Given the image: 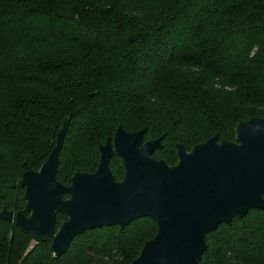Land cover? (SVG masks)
<instances>
[{"label": "trees", "instance_id": "16d2710c", "mask_svg": "<svg viewBox=\"0 0 264 264\" xmlns=\"http://www.w3.org/2000/svg\"><path fill=\"white\" fill-rule=\"evenodd\" d=\"M250 118L264 119V0H0V211H23L21 177L39 171L64 120L56 180L69 186L96 171L118 127L165 135L153 157L173 166L176 144L234 142ZM109 169L123 179L121 159ZM151 230L145 218L86 231L54 259L49 242L0 220V264H131ZM205 241L199 264H264V212Z\"/></svg>", "mask_w": 264, "mask_h": 264}, {"label": "water", "instance_id": "95a60500", "mask_svg": "<svg viewBox=\"0 0 264 264\" xmlns=\"http://www.w3.org/2000/svg\"><path fill=\"white\" fill-rule=\"evenodd\" d=\"M67 129L64 120L39 171L23 173V211H0V220L13 223L33 245L49 242L54 259L86 231L123 230L148 218L156 233L131 264H199L207 234L234 218H244L250 210L264 212L262 118L239 122L234 142L213 136L190 151L176 144L173 166L153 157L162 150L165 135L145 141L146 129L129 133L118 127L112 139L99 145L96 171L75 173L69 186H63L56 172ZM114 156L124 168L120 182L114 181L109 169ZM57 215L65 221L56 229Z\"/></svg>", "mask_w": 264, "mask_h": 264}, {"label": "rangeland", "instance_id": "374dc122", "mask_svg": "<svg viewBox=\"0 0 264 264\" xmlns=\"http://www.w3.org/2000/svg\"><path fill=\"white\" fill-rule=\"evenodd\" d=\"M118 182H120V181H118ZM155 233H156V230L148 231V239L151 240L154 237ZM31 245H33L32 241H31Z\"/></svg>", "mask_w": 264, "mask_h": 264}]
</instances>
